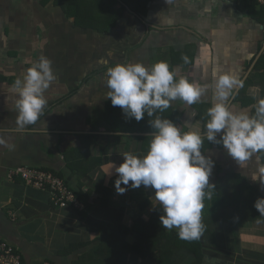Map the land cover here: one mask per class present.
<instances>
[{"label":"crops","instance_id":"1","mask_svg":"<svg viewBox=\"0 0 264 264\" xmlns=\"http://www.w3.org/2000/svg\"><path fill=\"white\" fill-rule=\"evenodd\" d=\"M144 2L135 12L123 0H0V240L13 245L24 264H129L125 247L138 236L128 230L137 219L148 220L159 205L152 189L129 188L121 195L114 188L118 176L109 171L111 162L119 165L125 153L143 156L149 145L106 130L108 68L163 61L176 79L200 85H210L214 73L227 72L242 82L229 108L253 115L251 106L261 99L264 17L257 6L225 0ZM40 56L51 60L56 79L44 93L47 105L40 120L17 130L12 86ZM211 102V90L192 105L172 101L180 131L203 135L194 105L210 107ZM85 135L107 138L102 145L85 140L84 158L78 161ZM203 150L215 166L202 223L221 210L217 187L232 194L251 185L264 196L249 179L258 163L264 164L258 153L240 168L220 145ZM18 167L63 174L71 187L89 194L87 204L81 202V211L55 207L45 190L9 177ZM146 196L151 203L142 209ZM214 233L216 246L208 233L201 235L213 250H207L210 264H239L243 258L264 263V222L234 221Z\"/></svg>","mask_w":264,"mask_h":264},{"label":"clouds","instance_id":"2","mask_svg":"<svg viewBox=\"0 0 264 264\" xmlns=\"http://www.w3.org/2000/svg\"><path fill=\"white\" fill-rule=\"evenodd\" d=\"M184 59L187 62V57ZM55 79L51 60L40 56L14 81L17 130L40 120L47 105L44 93ZM105 84L111 105L137 122L145 119V114L153 117L164 112L172 101L197 103L211 90L212 102L206 109L203 135L181 132L171 119L156 116L148 122L154 132L147 152L143 156L125 153L122 162L119 165L111 162L109 169H114L118 176L114 181L118 194L141 186L152 189L163 210L159 223L169 231L177 229L180 239H199L204 231L205 190L212 185L209 178L215 166V161L202 151L205 139L220 145L240 168L246 167L254 154L264 152V98L251 106L254 115L249 110L231 109L227 102L234 90L242 87L235 76L214 73L210 85H200L185 77L176 79L163 61L150 67L142 63L116 64L107 69ZM249 179L264 190V164L258 163ZM253 207L264 217V197H258Z\"/></svg>","mask_w":264,"mask_h":264},{"label":"trees","instance_id":"3","mask_svg":"<svg viewBox=\"0 0 264 264\" xmlns=\"http://www.w3.org/2000/svg\"><path fill=\"white\" fill-rule=\"evenodd\" d=\"M123 1L135 12H137L138 7L144 8L146 6L144 0ZM236 2H248L251 9L256 7V4L251 1L237 0ZM258 10V14L261 17H264V7ZM145 14L146 11L143 10L142 15ZM261 94V98H264L263 89L261 90ZM106 106L107 111L104 116L106 121V130L113 133L126 134V138L128 140L142 142L144 147L149 145V142L152 138V133L154 132V129L150 127L148 122L155 119L156 116L161 118H169L174 123H177L180 120V113L171 106L164 112L155 113L153 117H148L147 114H145V119L139 122H137L135 119L124 117L121 109L119 107H113L110 100ZM194 108L197 112L196 119L202 123L203 130L205 131L204 125L207 120L206 109L208 106L206 104H195ZM104 138L107 137L97 135L82 136L83 144L82 147L77 150V160L81 161L84 158L81 152H83L86 147L85 140L89 141L88 145H102ZM114 138H118V136ZM210 146H212V143H208L205 139V142L202 146V151H204L203 149H207ZM101 153H105L102 150V147ZM258 155L264 163V152L258 153ZM69 162L70 161H68L67 167H70ZM54 174L64 180L66 186L74 192L76 198L80 202L84 203L85 205L87 204L86 197L89 196V194L79 192V190L71 187L69 185V181L64 179L63 174ZM215 190L217 193L216 195L220 199L222 205L221 210L214 215L205 217L203 220V234H209L212 241V246H216L214 230L219 225L233 223L234 221L264 222V217H261L253 207V203L258 197H264L255 187L250 185L247 192L239 190L232 194L220 193V187H217ZM105 195L107 194H104V197H106ZM150 203L149 197L146 196L142 200L140 206L142 209H144ZM160 215H163V210L160 205H156L153 207L148 220L140 221L137 219L132 229L128 230V232L135 233L138 236L135 242L131 244L127 243L125 247L126 252L131 254L129 264L137 263L139 259L147 264H210L211 261L208 259V257L211 256V254L207 250H211L212 252L213 250L211 247L208 248L207 244L205 245L201 237L192 241L180 239L177 236L178 230L169 231L159 223ZM234 235L235 234H233V236ZM110 243L114 244L112 239ZM237 262L239 264H264L260 260H256L254 258L238 259Z\"/></svg>","mask_w":264,"mask_h":264},{"label":"built area","instance_id":"4","mask_svg":"<svg viewBox=\"0 0 264 264\" xmlns=\"http://www.w3.org/2000/svg\"><path fill=\"white\" fill-rule=\"evenodd\" d=\"M237 1V0H225ZM254 2L257 7H264V0H247ZM9 177H19L26 186L45 190L50 202L58 208H73L83 210L82 203L76 198L74 192L69 189L64 180L47 170L29 169L18 167L9 172ZM0 264H24L19 251L9 242L0 240ZM42 264H56L44 262Z\"/></svg>","mask_w":264,"mask_h":264},{"label":"rangeland","instance_id":"5","mask_svg":"<svg viewBox=\"0 0 264 264\" xmlns=\"http://www.w3.org/2000/svg\"><path fill=\"white\" fill-rule=\"evenodd\" d=\"M257 9H259L258 7H256ZM230 202H231V200H230Z\"/></svg>","mask_w":264,"mask_h":264}]
</instances>
